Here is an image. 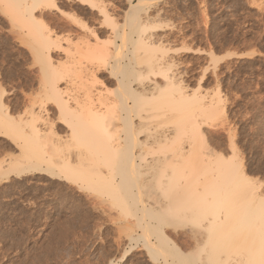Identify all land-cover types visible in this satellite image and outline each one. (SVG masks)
<instances>
[{"label": "rangeland", "instance_id": "374dc122", "mask_svg": "<svg viewBox=\"0 0 264 264\" xmlns=\"http://www.w3.org/2000/svg\"><path fill=\"white\" fill-rule=\"evenodd\" d=\"M52 1L17 0L15 2L13 0H0V102H3L5 107H9L10 103L16 101L23 110L30 101L29 97L36 95L37 77L40 75V63L36 60V57L40 55V52H37L40 45L33 35L28 37L24 33L26 30L21 27L23 21L21 18L18 19L19 12L16 9L18 8L24 13L25 9L31 6L32 13L35 15L44 12L43 14L47 15L44 21L49 23L48 25L53 31L57 29L55 34L57 33L56 35L62 38L60 39L62 47L68 49L70 55L72 54L71 56L74 55L77 58L81 56L82 52H85L83 49L85 42L94 43L92 35L89 36L87 29L80 26L85 23L89 28H95L97 32L101 33V42L104 41L102 60L107 68L111 69V64L117 56L125 57L134 52L138 59L141 58V61L137 59L139 64L138 66L136 64L135 68L138 70L136 73L131 72L128 67V70L125 66L121 68L122 72L126 71L123 73L124 77H129L130 79H128L132 80L134 86L138 84V86L140 84L147 85L150 80H154L163 86L164 76L170 75L177 82L179 80L178 83L181 85V91L184 95H194L193 97L196 95L197 98H195L198 100L199 106L203 107L200 108L197 104L195 105L204 109L202 111L196 107L197 110L204 113L203 117L200 112L197 113L196 108L193 112L192 108L195 105H189L188 109L187 102L183 106L184 108L187 107L185 109L187 111L191 109V112H186L189 116H182L185 113L184 110L182 114L181 112L173 113L171 109L177 107L178 104L176 95L172 96L173 99L177 98L176 104H172L175 103L173 99L168 100L172 105L166 103L171 106V109L162 105L165 102H158V104L152 102L156 105L145 102L146 108L142 106L140 113L145 110L144 112L147 113L146 115L152 124L160 127V129L168 130L167 132L171 136L177 133L176 129L179 123L183 124L179 120L186 119L183 122L190 123L200 119L201 123L196 121L197 127L199 126V131L208 146L212 145L210 136L219 142L217 143V145L219 144L218 149H216L219 151L218 153H222L226 157V160L221 161L224 168L227 163H230L231 167L234 162L232 171H237L233 173L239 175L237 176L239 180H241V173L243 176L245 174L250 180L249 186L253 185L251 190L255 199L251 198L250 195L248 196L246 192L244 193V190L242 191L241 184L239 186L240 181L237 178L234 180L238 184L235 192L238 197L236 198L238 205L240 203V206L243 204L247 206L249 203L250 210L248 208L246 210L247 213L250 211V215L254 219L253 213L257 211V206L259 210L261 207L260 212L264 211V0H54L55 4H58L66 14H75L76 18H79L76 21H70L66 15L59 13L52 6ZM132 5L135 7L131 8ZM99 6L100 8L104 7V11L108 12L106 14L109 17L102 18L103 15L99 13ZM130 9L134 10L133 16L137 14L134 18H128L127 13L131 11ZM63 21L71 24L72 29L59 30L57 23ZM139 33L141 34L139 35ZM138 35L154 44L157 52L154 48L153 52L155 51V53L142 52L141 43L139 41L134 42ZM67 36L71 38L70 49L68 42L64 40ZM30 40L38 45L34 42L31 44ZM113 42L115 45L118 43L117 50ZM61 49L54 50L57 52L54 55V61L67 60L68 54H65ZM32 50L38 55H34ZM83 60L86 59L81 58L80 62L85 63L86 61ZM94 61L92 59V62ZM165 66L167 67L166 70ZM161 69L163 74L159 72ZM129 71L131 74L128 73ZM102 72L104 75L101 78L104 82V77L106 79H114L115 77L113 74L110 75V71L107 69H103ZM110 85H108L109 88H114V85ZM73 90L81 91L76 87H73ZM159 103L160 108H168V111L165 109L168 113L165 110H162L163 113L159 111L161 110L158 106ZM213 103L217 104L214 105ZM209 104L214 105L215 108L218 105L216 109L210 105V108L215 109H210L212 112L214 111V114L205 109V106ZM147 107L151 108L152 112ZM207 112H211V115L210 113L207 115ZM174 114L177 115L174 116ZM167 116L170 117L165 123L162 118ZM191 116L195 118L194 121ZM187 117L191 119H187ZM176 119L178 120L175 122ZM189 119L192 121H187ZM0 120H3L1 110ZM134 121L138 122L139 119L135 117ZM3 122L0 124V264H186V262L177 261L175 257L166 254L162 246L159 248L150 247L152 244L150 242L148 244L147 241L155 240L153 239L155 228H151V225L154 224L153 220L148 222L151 225H147L148 223L145 222L149 228L143 223L142 229L146 228L144 232L139 227L141 224L137 218L143 214H141L140 207L147 205L153 208L152 199L155 198V195L151 194L154 193L156 197L161 196L158 197L161 203H166L164 210L168 213H163L162 209L159 210L163 220L161 222L162 229L173 239L183 254L189 257L190 264H254L251 258L252 246L257 247L259 241L253 239L256 237V233H259V236H262L263 233L262 238L264 237V227L263 224L261 225L264 220L261 221V219L259 223L252 218L253 226L245 222L247 224L245 228L238 227L240 233L235 235L234 240L233 236L225 233V236L231 238L230 240L227 237L228 241L225 239L226 242L222 240L224 242H218L216 245L215 241L218 239L213 238L215 240H211L209 243L210 230L197 227L199 224L196 223V218H190L189 214V216L186 214L172 215L171 209L166 207L172 199V189L169 190L170 187L168 188V194V192H163L167 189L163 183L159 185H163L165 190H162L161 186L158 188L155 185V181L152 180H160V178L158 180L155 177L158 176L157 173L150 180V184L153 183L151 184L153 186L148 182L150 193L148 191L146 194L142 193L143 195L138 202L123 201L124 203H122L121 197L116 194L113 195L106 185L104 187L106 190L101 187L98 188L102 183L93 182L94 179L90 176L91 172L85 176H76L74 173H60L59 175L47 173L43 170L48 168L47 166L54 170L56 167L41 162V159L35 156L25 157L21 151L22 148L19 143L24 139L28 126L13 125L5 120ZM177 122L179 123L176 124ZM164 124L166 125L164 126ZM200 132L201 140L198 139L199 137L196 138L198 132H196L197 135L194 140L192 136H183L185 145L189 146L191 139L194 144L202 142ZM142 135L144 136L143 133L139 134L140 139L143 138ZM196 140L199 141L196 142ZM219 147L223 148L220 149ZM40 149H44L45 155L50 154L53 160L57 157L55 151L45 148V145ZM222 149L226 152H223ZM92 161H95L94 157L91 160H85V164L87 162L90 164ZM96 161L95 167L101 168L104 172L113 168L111 160L106 161L105 159L107 164L104 160ZM217 162L221 163L220 161ZM86 165L81 168L84 170ZM223 165L219 167L220 170ZM226 167L227 170L224 171L223 168V172H221L226 174L230 171L231 173V168L228 170L229 166ZM72 169L80 168L74 166ZM167 169L169 171L170 166H167ZM171 172L175 175L181 174L178 170L173 171L172 168ZM171 172L169 175H172ZM92 174L95 172L92 171ZM145 178L142 176L140 179ZM233 178L235 177L226 179L229 180V183L231 181V185H236L232 183ZM140 179H138L139 184ZM162 180L165 184L168 181L167 178ZM156 184L158 183L156 182ZM233 185L232 187H234ZM150 186L153 187L152 190ZM154 186L157 187V190ZM242 194L243 198H241ZM165 195H167L168 200ZM251 201L253 202L251 203ZM239 208L241 217V212H244V215L246 212L244 209L241 211L242 207ZM247 216L249 217L248 214L246 217L244 216L245 218L243 217L245 221L249 219ZM141 218L148 221L149 215L143 214ZM194 219L196 222L193 221ZM248 225L249 227H247ZM250 227L251 229H249ZM147 228L149 232H147ZM254 228H258L259 232H255L256 229L254 230ZM248 229L252 233H249ZM137 234L141 235L138 236ZM258 238L260 240V237ZM262 240L264 241V238ZM230 241L231 244H229ZM252 241L254 243L249 245ZM206 242L211 246L206 245ZM212 242H214L215 250L209 249L212 248ZM212 253L214 256L217 253L216 257L219 260L217 263L211 262V258L214 257ZM216 257L213 260H216Z\"/></svg>", "mask_w": 264, "mask_h": 264}, {"label": "bare ground", "instance_id": "6f19581e", "mask_svg": "<svg viewBox=\"0 0 264 264\" xmlns=\"http://www.w3.org/2000/svg\"><path fill=\"white\" fill-rule=\"evenodd\" d=\"M13 1L16 2L17 0H13ZM87 1H90V0H87ZM52 6H54L59 13L66 15L67 18L70 19V21H76L77 19H79V18H76L75 14L73 13L66 14L60 8L58 4H55L54 0L52 1ZM30 7L31 6L25 9L24 11L25 14L21 12V10L18 8L16 9V11L19 12L18 19L21 18V20L23 21L21 24V27L25 28L26 32L24 33L28 37L33 35V37L36 38L38 44L40 45L39 51H37V52H40V55L36 53L38 56L37 57L35 56L36 60H38V62L40 63V71H39L40 75L39 77H37L38 78V83H37L38 88L36 89L37 90L36 95L34 97L33 95L32 97H29L30 101H28V104L26 107L24 106L25 108L23 107L24 108L23 110H21L20 106L16 103V101L15 103L13 102L14 100L12 101L13 102L12 104L10 103L9 107L8 106L5 107L3 105V102H0V110H1L3 120H5L8 123L10 122L13 125H21V126L27 125L28 126V131L23 137L24 139L22 140L21 143H19L20 147L22 148L21 151L25 157L35 156L41 159L40 160L41 162H45L48 165L55 166L57 171L50 168L49 166H47L48 168L43 169L47 173L53 174V175H59L60 173H74L76 176H85L91 172L90 176L93 177L94 179L93 182H96L97 184L102 183V185L98 186V188L101 187L105 189L104 187L106 185V187H108L111 190V193L113 195L116 194L118 197H121L122 203L129 202V201L130 203L132 201H133L132 203H134V201L138 202L141 196L143 194H146L147 191L149 190L148 182L150 184V180L156 175L155 173H157L158 176H155V177H157V179L160 178L161 181L159 179L158 180L160 182L156 180H152V181H155L154 182L155 185L158 186V188H160L159 186H161L162 190H165L163 185L165 186V188L167 187V189L163 192H168V194H169V190L172 189L173 196L172 194H170V196H172V199L170 198L171 200L169 199L170 200L169 204L166 205L167 208L171 209L172 215L174 214L176 216V214L178 215H185V214L188 215L189 214L191 216L190 218L192 217L196 218L197 222H196V219H194L193 221L199 224L197 227L210 230V234L208 235L210 237L209 243L211 240H215L213 238L218 239L215 241L216 245L218 244V242H221L222 240L225 241L227 237L229 239V236H225L227 233L233 236V240H234L235 239L234 237H236L235 235L240 230V229L238 230V227L245 228V226L247 225L245 224V222L251 225L253 223V220L259 221V223L261 219H262L261 221L264 220V211L260 212L261 207H259L260 208L259 210L257 206L256 207L257 211L255 210H254L255 212L253 211L254 212L253 216H255V219H254L250 215V211L249 213H247L248 211L246 210L247 208L250 210L249 203H247V206L243 204L245 208L243 207V205L240 206L241 205L240 203L238 205L237 199H236L238 197L235 193L237 191L238 184H236L237 182H235L234 180H236V178L238 179L239 177L237 176L239 175L237 174L235 175V173H233V172H236L237 170L232 171L234 162L233 164H231V167H230V163H227V165L229 166L228 170L231 168V173L229 171V172H226V174L225 173L223 174L222 173L223 170L224 171L227 170V167H226L227 165L225 164L226 166L224 168V165L221 161L226 160V157L222 153H218L219 151L217 149H218L219 144L217 145V143L219 142L216 139L213 140L212 136H210L212 145L208 146V144L206 143V140L203 138L202 133L199 131L200 129L199 126L197 127L198 124L196 123V121H199L200 119L194 121L195 118L193 116L195 115H193L191 117L194 118L193 119L194 122L184 123L183 121L186 119L179 120V122L182 121L183 124L177 122L176 124L179 123V125L177 126L178 128L176 127L177 133L171 136L167 132L168 130L164 128L160 129V127L158 128L156 125L152 124L151 120H149L148 118V115H146L147 113L144 112L145 110L143 111L144 114L140 113L143 107L146 108V106H144L146 105L144 104L145 102L146 103L151 102L152 105H156L158 104V102H165V104H162V105L164 107H168L169 109H171L170 105L177 103L176 101L177 98L175 99L172 98L173 95H176L178 97L177 99L178 100V104H177L178 110H177V107H175L176 106L175 105L174 106L175 108L173 107L175 110L171 109L172 112L173 113L181 112L182 114L185 111V113L182 114V116L184 115L187 116L188 114H186V112L189 113L191 109L187 111L185 110L187 107L184 108L183 105H185V103L187 102L186 105L188 106V109L190 107L189 105L194 106L195 104H197L199 106L200 104H198L196 95H195L196 98L193 97L194 95L193 96L184 95L183 92L181 91L182 87L178 83L179 80L177 82V80H174V77L172 78V76L170 75L164 76L165 81H164L163 86L154 82V80L151 81L150 79H149L150 83L147 85L140 84V86H138L139 85L138 84L137 86H134L132 84V80H129L130 79L129 77H128L129 79L126 76L124 77L123 73L126 71L122 72L123 70L121 71V68L125 66L126 70L130 69L131 72L136 73L138 70L135 67H136V64L138 66L139 64L138 60L141 61V58L138 59L136 53L134 52H132L131 55H126L125 57H122V55L121 57L115 56L116 58H114L115 60L113 64H111V69L107 68L102 60L103 55H104V49L102 45L104 41L101 42V37H100L101 33L97 32L95 28L94 29L89 28L85 23H82L80 26L83 29H87V31L89 32L88 34L89 36L92 35L94 39V43H89L88 41L85 42V45H84L85 48H83L85 49V52H82L81 56H79L78 54L79 56L78 57L79 60H78V58L75 57L74 55L73 56H71L72 54L70 55V53L68 52V49L66 50L64 49V47H62L61 42H60V39L62 38L57 36L56 35L57 33L55 34L57 29L56 31H53V29L49 27L48 25L49 23L44 21L47 15L45 16V14H43L44 12L43 13L41 12V13H38V15H35L32 13V9ZM133 7H135V5L131 6V8ZM99 9H100L99 13L103 15L102 18L105 19L109 17L108 14H106L108 12L104 11V7L100 8L99 6ZM133 11L132 10L128 11L127 13L128 18L129 17L134 18L137 15L136 14L133 16V13H132ZM57 15H60V14H57ZM56 19H59V18H56ZM57 28L59 30H70L72 29V25L63 21L62 23H59V24L57 23ZM141 33H139V35ZM85 35L88 36L87 34ZM139 35L137 39H134V42L139 41L141 43L142 45L141 48L143 49L142 52L144 51L145 53L146 52L151 53L153 52V48L155 51L157 50L156 47H154V44H152L151 42L149 43L148 41L145 40V38H141V36ZM64 40L65 42L66 41L68 42V46H69L68 48L70 49L71 38L67 36ZM24 42L28 43L26 41ZM29 42H31L32 44V42L34 41L30 40ZM113 44L117 50L118 43L115 45V43L113 42ZM33 47H34V44H33ZM55 49L57 50L61 49L65 52V54L67 53L68 54L67 60L66 61H61V60L54 61V55L57 54V52L54 51ZM155 51L153 53H155ZM33 53L34 55H36L35 51H33ZM81 58L86 59L85 61L87 63L84 60L83 61L86 64L80 62ZM92 59H94L95 61L92 62ZM159 67L161 68V66ZM166 68L167 67L165 66V70ZM103 69H107L108 71H110V75L113 74L115 76L114 79L112 78L106 79V77H104L105 78V82H104L103 79L101 78V76L103 77L104 75V73L102 72ZM130 71L128 73L131 74ZM149 71L151 72L152 70H149ZM161 71L163 72L162 69L159 72L163 74ZM145 76L144 78L147 79V77ZM61 81H62V84H60ZM107 83L114 85V88H109L108 87L109 84L107 85ZM73 87L81 89V91L73 90ZM169 99H173L175 103L171 104L170 102H168ZM158 100H161V101H158ZM199 100H203V99L200 98ZM152 102L156 104H153ZM166 103L170 104L169 105L170 107ZM213 104L215 105L217 103H213ZM210 105L211 104L207 105L209 107L205 106L206 108L205 107L204 108L211 112L212 110H215L218 106L216 105V108H215L214 105H211L213 108H215L213 109V108H210ZM158 106H159V109H161L159 111L168 109V108H164V109L160 108V103ZM198 106L195 105V107L193 108L191 107L194 110L193 112H195V108ZM149 107L147 108L149 109ZM199 107L202 108L203 106L202 107L199 106ZM181 108H182V111H180ZM198 108H196V110ZM153 109L154 108H152V110ZM200 110L203 111L204 109H200ZM200 110H197L198 111L197 113H199ZM150 112L152 111L150 110ZM163 112L164 111H162V113ZM211 112H207V115H209L208 113H210L211 115ZM173 113L171 114L172 116H173ZM212 113L214 114V111ZM203 114L204 113H201L202 117H203ZM175 115L177 114H174V116ZM135 117L139 119L138 122L134 121ZM169 117L170 116H167L166 118H162V119L164 120V122L165 121L167 122V118L169 120ZM188 118L190 117H187V119ZM178 119H180V117ZM178 119H176L175 122ZM190 119L187 121H192ZM3 120H0V124L4 123ZM165 125L166 124H164V126ZM196 132H198L197 137H196L197 135ZM199 132L202 136V142H198L194 144L191 139L189 140V146L185 145L186 143L182 139L183 136L185 137H187V135L192 136L194 140L195 137L196 138L199 137ZM142 133L144 134V136L142 135L143 138L140 139L139 134H142ZM19 135H22V134H19ZM72 138L74 139L72 140ZM198 139L201 140L200 137ZM199 140H196V142ZM208 141L210 142L209 139ZM43 145H45V148H50L51 150H53V152L55 151L57 157L54 160L52 159L50 154L45 155L46 152L44 151V149L42 150L40 149L43 147ZM224 151L225 150H223V152ZM91 156L94 157L95 161H92V163L89 162L90 164H87L88 163L87 162L86 163L87 165H86L85 160L87 159L91 160L92 159ZM105 159L106 161L111 160V163L113 165V168H111L107 172H104L103 170H101V168H97L94 165L95 162H97L96 160H104L105 162ZM217 161H220L222 163L223 168H224V169L222 168L223 170L222 169L220 170L219 167H222V165H220L221 163ZM79 164L80 166H78ZM85 165H86V168L84 167L85 169L83 170L81 167ZM74 166L75 167L77 166L80 169H75L76 170L75 172V170L72 169L74 168ZM167 166H170L169 171L167 169ZM171 168L173 169V171L178 170V172L181 174H177V175L173 174L171 172ZM92 171L95 172V174H92ZM169 172H171L172 175H169ZM142 176H145L146 178L141 180L140 178ZM233 176L235 178H233L232 183L236 184V185L232 184L234 187H232V185L230 184L231 181L229 183V180L226 179L229 177L230 179H232ZM147 177L149 178L147 179ZM165 178H167L168 180L166 183L167 185L162 180ZM240 178L241 180L239 179L238 180L240 181L239 186L241 184L242 191L244 190L243 191L244 193L246 192L248 196L250 195L251 198L253 197V199H255L254 194H252V190H251L253 185L249 186L250 180L246 177L245 174L243 176L242 173H241ZM138 179H140L141 181L140 184H139ZM156 182L158 184H156ZM162 183L163 185H159ZM95 187H97V185H95ZM155 188L157 190V187ZM239 193L241 194L242 192H239ZM151 195L153 196L155 195V198L153 197L152 199L154 204L152 201H151V204H153V208L155 206L156 208L153 209V208L148 207L147 205L146 206L142 205V207H140L141 214L143 213L144 215L145 214L149 215V218H148L149 220L147 221V219L141 218L143 214L141 215L140 218H137L138 222L141 224L139 226L141 227L140 229H142V225L144 226L143 223L151 222L150 220L154 221V224L151 225L148 223L147 225H151V228L153 227V229L155 228V235L152 234V232L154 231L151 232V234L154 235L153 239L155 240L154 241L152 239L150 241L146 240L147 243L149 244L150 242L152 244L150 245V247L155 246L156 248L157 247L159 248L160 246H162L163 251H165L166 254L168 253L171 256L175 257L177 261L182 260L183 262H186V264H190L189 257H186L185 254H183V251L177 246V244L173 241V239H171L170 236H168V234L165 233V231L161 227V222L163 220L161 218V211L159 210L162 209L163 213L164 212L168 213L167 211L164 210V207H165L164 204L166 203L164 204L161 203L160 199L158 198L161 196L156 197L155 193ZM166 196L167 195H165V198ZM242 196L243 194L241 195V198H243ZM241 200L244 203L243 199ZM252 202L253 201H251V203ZM239 207H242L241 211H243L242 209H244V211L246 212L245 215H244V212H241V217L239 215L240 213ZM167 208L165 209L168 210ZM134 210H135V206H134ZM144 212H147V213H144ZM246 214L249 215V217L247 216V219L249 218L248 220H250L251 223L250 221L248 222V220L246 221L244 220V218L246 217ZM195 222H194V225L196 226ZM146 223H145V226H147ZM253 225L254 224H252V226ZM261 225L264 227V222H261ZM247 227H249V225ZM251 227L249 229H251ZM258 228H254V230L256 229L255 232L258 231ZM145 229L146 228H144V230ZM249 229H248V232L252 233V231L250 232ZM144 230L142 232H144ZM241 230L243 231V229ZM147 232H149V229ZM258 234L259 233L255 234L256 237H254L253 240L255 241L258 240L259 243L257 242L258 244L257 247L252 246L253 252H252L251 258L254 261V264H264V241L262 240L264 237L262 238L263 233H262V236H259ZM142 236H144V234H142ZM208 236H206V238ZM258 237H260V240ZM202 238H203V235H202ZM220 238L222 239L220 240ZM228 239H226V241H228ZM207 243L208 242H206V245L211 246ZM213 243L214 242H212V248H209L210 250H215ZM253 243L254 242L252 241L249 245ZM229 244H231V241ZM216 254L214 256L212 253L214 257L212 255L211 256L215 259V257L217 256ZM213 258H211L212 259L211 262L217 263V261H219L217 257H216V260H213Z\"/></svg>", "mask_w": 264, "mask_h": 264}]
</instances>
